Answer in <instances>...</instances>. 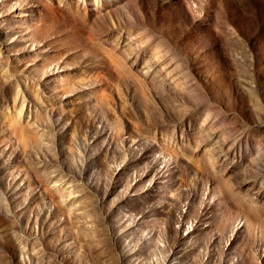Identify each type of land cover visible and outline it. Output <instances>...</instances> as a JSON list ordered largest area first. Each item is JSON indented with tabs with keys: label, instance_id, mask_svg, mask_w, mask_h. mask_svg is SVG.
Here are the masks:
<instances>
[{
	"label": "rangeland",
	"instance_id": "1",
	"mask_svg": "<svg viewBox=\"0 0 264 264\" xmlns=\"http://www.w3.org/2000/svg\"><path fill=\"white\" fill-rule=\"evenodd\" d=\"M0 264H264V0H0Z\"/></svg>",
	"mask_w": 264,
	"mask_h": 264
}]
</instances>
